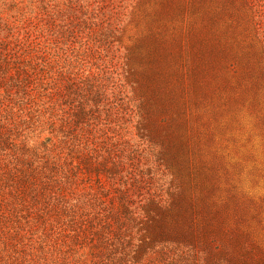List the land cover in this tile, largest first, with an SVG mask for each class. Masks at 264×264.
Listing matches in <instances>:
<instances>
[{"label": "rangeland", "instance_id": "rangeland-1", "mask_svg": "<svg viewBox=\"0 0 264 264\" xmlns=\"http://www.w3.org/2000/svg\"><path fill=\"white\" fill-rule=\"evenodd\" d=\"M0 264H264V0H0Z\"/></svg>", "mask_w": 264, "mask_h": 264}]
</instances>
